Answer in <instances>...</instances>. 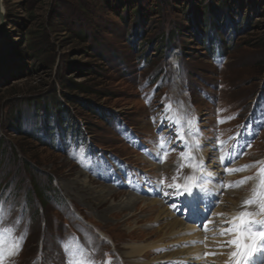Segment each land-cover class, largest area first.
I'll return each mask as SVG.
<instances>
[{
	"label": "rangeland",
	"instance_id": "obj_1",
	"mask_svg": "<svg viewBox=\"0 0 264 264\" xmlns=\"http://www.w3.org/2000/svg\"><path fill=\"white\" fill-rule=\"evenodd\" d=\"M220 1L2 0L0 264H195L173 258L192 239L146 208L182 206L177 184L199 188L198 208L203 184L215 198L186 224L215 253L200 264H236L221 232L243 212L264 220V0H228L249 19L220 28L227 55L212 60L189 13Z\"/></svg>",
	"mask_w": 264,
	"mask_h": 264
},
{
	"label": "bare ground",
	"instance_id": "obj_2",
	"mask_svg": "<svg viewBox=\"0 0 264 264\" xmlns=\"http://www.w3.org/2000/svg\"><path fill=\"white\" fill-rule=\"evenodd\" d=\"M202 173H205V171L203 170ZM192 174H194V173H192ZM203 185L205 188L200 189L202 193L199 194V195L203 194V196H204L200 200V204L202 206L201 208H197V205L194 204V202H193L195 189L197 188V186L194 188V190H192V187H190V186L179 187V189H178L179 195L178 196L182 197L179 202L182 203L183 205L182 206L177 205L174 207L172 206L171 207L172 213L170 211H168L165 207L164 208L160 207V210H159L158 206L160 205L159 204L160 202H156L155 200H151L148 202V204H146V205H148L146 208H151L154 211L158 210V213H160L159 217H157L158 220L166 219L163 222L158 221V224L160 226L164 225V227L167 228L166 233H165V235H167L166 237L174 235L177 237V241L180 243L183 240H185V238H190L195 243V245H196L195 249L190 248V247L187 248L184 246H180L178 248V250H176L175 253H173L174 259H177L176 255H180L179 257H184V258H187L188 256H193L194 258L196 257V259H194L196 262L195 264H197V261H199V259L208 260V255H205L208 250L205 251L204 254H202L203 251L200 248L201 246H198L199 240L201 239L202 234L198 233V231L197 232L192 231V230H190L191 228L188 225L186 226V224H190L188 221V218H190L191 221L196 220L199 217V214L204 213L203 210L205 208H208L209 206H211V204H213V201L215 200L213 195H211V193L209 192L210 188H211L210 185L209 184H203ZM262 186L264 188V185H262ZM206 188H208V189H206ZM198 190H199V188H197V191ZM242 196L243 195L241 194V191L228 192V194L224 198L223 202L227 205L230 204V206H228L230 212H231V210H232V212H234L235 210L240 209V207H238V205L242 202V201H240ZM238 200L240 201V203ZM129 202H130V200H129ZM180 215H183L184 217L178 218V217H180ZM222 222H223V220H222ZM237 223H238V221H237ZM229 225L230 224H227V226H229ZM257 227H264V226L258 225ZM193 230H195V229H193ZM160 233H161V231H160ZM187 234H189L190 237H187L186 236ZM206 241L208 242L209 239H206ZM260 243H264V242L258 241L257 250H254L252 256L249 257V263L250 264H255L256 262H259L260 260H262V258L264 256V250H259V244ZM220 244H223V243L220 242ZM150 247H151V245H148V246H146V249L150 248ZM138 252H139L138 247H133L131 254L138 253ZM219 253H222V252L219 251ZM187 262H189V261H187ZM214 262H215L214 264H225V261L224 260L220 261L219 258H215ZM189 263H191V262H189ZM198 264H200V261L198 262ZM227 264H231V263H227Z\"/></svg>",
	"mask_w": 264,
	"mask_h": 264
},
{
	"label": "snow or ice",
	"instance_id": "obj_3",
	"mask_svg": "<svg viewBox=\"0 0 264 264\" xmlns=\"http://www.w3.org/2000/svg\"><path fill=\"white\" fill-rule=\"evenodd\" d=\"M164 139L161 138V147L163 148ZM167 152L164 153V157L166 158ZM157 162H160L159 160ZM248 166H244L241 169H230L229 174L244 171ZM261 185H264V169H261ZM189 179H192L191 177ZM163 183V181H161ZM246 183V180H242L237 182L236 186L240 184ZM177 188L180 185H176ZM227 187H233V185H227ZM255 195V193H254ZM245 206H250L253 201L247 200L244 202ZM261 211H264V204L261 205ZM252 214L248 212L241 213L238 217H235L232 223L226 227L221 235H232L235 238L227 241V244L234 247L235 251L230 253V258L235 259L236 264H246L248 257L252 256L253 251L257 250V243L264 242V227L257 228V225L264 226V220L255 221L250 219ZM239 221V223H237ZM203 223V229L208 231V224L210 221L206 217ZM259 250H264V243L259 244ZM215 255V253H206L205 255Z\"/></svg>",
	"mask_w": 264,
	"mask_h": 264
},
{
	"label": "trees",
	"instance_id": "obj_4",
	"mask_svg": "<svg viewBox=\"0 0 264 264\" xmlns=\"http://www.w3.org/2000/svg\"><path fill=\"white\" fill-rule=\"evenodd\" d=\"M228 1V0H227ZM241 1H234V2H229L225 4L224 0L220 1V4L216 5L215 8L212 10L210 7H205L203 13H194L190 11V19L194 18L195 23L200 22L202 25L199 23V28L202 29L203 31V40L199 43V46L203 48V51L207 53L208 55L211 56H216V55H221V56H226L227 53L226 51L228 50L227 46L223 43V40L217 39L218 34L220 32V28H229L228 30L230 31L231 35H234L235 33L239 32L241 27L239 26V23L244 21L245 23L248 22V15H246V18H243L241 22L236 23L237 21L233 20L232 17H230L231 14L223 13V9H226L229 11L231 6H238L241 5ZM220 5V6H219ZM142 8L137 7L134 11L137 14L136 16L141 17ZM221 17L223 18L221 20ZM190 26L194 27L193 22ZM234 23H236V27H234ZM196 28H198L196 26ZM200 34V33H199ZM227 47V48H226ZM80 89H82L80 87ZM84 90V89H82ZM87 93V92H86ZM2 138L0 137V143H1ZM34 194V193H33ZM40 199V202H46L48 198L43 195L42 193H38L37 196Z\"/></svg>",
	"mask_w": 264,
	"mask_h": 264
},
{
	"label": "water",
	"instance_id": "obj_5",
	"mask_svg": "<svg viewBox=\"0 0 264 264\" xmlns=\"http://www.w3.org/2000/svg\"><path fill=\"white\" fill-rule=\"evenodd\" d=\"M2 15H3V5L2 0H0V26L2 25Z\"/></svg>",
	"mask_w": 264,
	"mask_h": 264
}]
</instances>
